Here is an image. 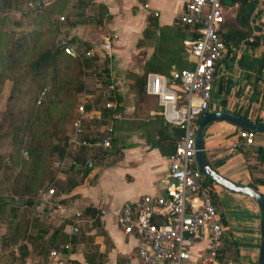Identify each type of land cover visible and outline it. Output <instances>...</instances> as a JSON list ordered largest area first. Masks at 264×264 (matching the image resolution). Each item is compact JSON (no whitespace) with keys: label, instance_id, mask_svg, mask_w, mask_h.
<instances>
[{"label":"crops","instance_id":"0c3cea01","mask_svg":"<svg viewBox=\"0 0 264 264\" xmlns=\"http://www.w3.org/2000/svg\"><path fill=\"white\" fill-rule=\"evenodd\" d=\"M186 1L149 0L150 7L145 9L136 0H92L85 22L67 30L69 38L90 44L102 60H108L120 114L114 121L112 147L86 149V158L94 159V164L85 178L70 192L47 198L45 192L41 197L39 217L60 230L59 240L69 238L71 247L61 256L67 264H140L137 254L142 242L123 232L117 216L125 204L143 196L170 194L174 186L170 156L183 134L165 119L158 98L141 89L140 78L147 83L150 73L169 79L175 72L195 68L197 61L185 41L194 39L196 30L179 22ZM221 3L224 22L219 31L227 52L217 64L208 112L264 123V4L262 0ZM106 38L111 40L109 51L103 48ZM170 86L180 93L177 85L171 82ZM87 130L93 136L97 133ZM242 130L227 121L209 124L204 133L205 155L223 177L264 194V186L255 185L251 172L256 167V175H263L264 162L256 152L264 149V132L256 133L255 145L248 146ZM76 178L81 180V175ZM211 186L226 234L237 244L239 264H258L262 242L259 205L216 183ZM46 207L49 211L44 216ZM205 246V242L196 245L194 252L198 254ZM39 260L32 255L26 264H43ZM55 263L49 256L44 264Z\"/></svg>","mask_w":264,"mask_h":264},{"label":"trees","instance_id":"16d2710c","mask_svg":"<svg viewBox=\"0 0 264 264\" xmlns=\"http://www.w3.org/2000/svg\"><path fill=\"white\" fill-rule=\"evenodd\" d=\"M29 1L33 0H0V98L10 85L5 108L0 110V259L9 260L8 264H26L32 255L44 264L52 249L70 242L67 236L59 240L60 230L39 217L41 197L51 189L57 195L70 192L93 168L94 159L86 158V150L80 154L67 150L85 97H91L85 126L99 134L112 115L105 105L118 102L109 89L108 60L96 52L88 55L93 50L90 44L68 36L69 28L85 22L92 0H50L20 19L10 15L11 9L24 10ZM64 41L75 48V56L65 53ZM140 81L144 89L146 78ZM45 88L47 94L38 104ZM94 111H101L104 119L94 118ZM256 153L264 162V149ZM66 157L75 164L61 168L59 162ZM256 171L251 167L253 182L264 186V171L259 176ZM205 183L214 184L207 177ZM214 202L218 205L215 195ZM48 211L46 207L43 215ZM218 260L240 263L237 244L228 234ZM0 264L6 263L0 260Z\"/></svg>","mask_w":264,"mask_h":264},{"label":"built area","instance_id":"2783aa9c","mask_svg":"<svg viewBox=\"0 0 264 264\" xmlns=\"http://www.w3.org/2000/svg\"><path fill=\"white\" fill-rule=\"evenodd\" d=\"M136 1L145 9L150 7L149 0ZM262 2L264 4V0ZM49 3L50 0L29 1L24 10H17L14 14L22 17ZM179 22L196 30V37L185 41L197 61L195 68L175 72L169 79L150 73L145 86L148 94L158 98L165 119L183 131L170 156L169 173L174 186L168 196L146 195L125 204L117 216V223L125 234L136 235L141 240L142 247L137 254L140 264H221L218 256L224 245L227 227L214 202L213 188L205 183V175L196 159L197 119L209 111L217 64L227 52V43L219 31L224 22L221 0H187ZM62 44L66 54L76 55L74 47L66 41ZM103 48L106 51L111 49L110 38L105 39ZM93 52L94 49L88 55ZM171 82L179 87L180 93L170 86ZM109 89L113 90L114 87L111 85ZM46 94L45 88L38 104ZM89 101L90 98L85 97L79 106L81 117L74 123L68 153L80 154L86 149L112 147L114 121L120 117L118 105L116 102L105 105L112 111L111 118L100 134L93 136L86 129L84 121ZM93 117L104 119V114L94 111ZM255 136L256 132L241 131V137L248 146L255 145ZM68 164H75V160L66 157L59 162L61 168ZM54 194V189H51L43 196L51 197ZM77 231L78 228H75L74 232ZM204 242L206 246L196 254V245ZM70 247V244H63L51 250L50 257L56 260L55 264L68 263L61 256Z\"/></svg>","mask_w":264,"mask_h":264},{"label":"water","instance_id":"95a60500","mask_svg":"<svg viewBox=\"0 0 264 264\" xmlns=\"http://www.w3.org/2000/svg\"><path fill=\"white\" fill-rule=\"evenodd\" d=\"M216 121H227L245 130H250L256 133L264 132V123H254L245 120L240 117H235L221 112L205 113L197 126L196 132V159L199 169L205 175V177L211 179L214 183L224 187L225 189L250 197L253 199L260 207L262 214L261 221V248L258 259V264H264V194L253 187L238 184L228 178L223 177L219 174L209 163L207 156L205 155L203 148L204 133L206 127Z\"/></svg>","mask_w":264,"mask_h":264},{"label":"rangeland","instance_id":"374dc122","mask_svg":"<svg viewBox=\"0 0 264 264\" xmlns=\"http://www.w3.org/2000/svg\"><path fill=\"white\" fill-rule=\"evenodd\" d=\"M15 13V11H14ZM13 12L10 13V15L13 17V18H17V19H20L21 17H16L15 14ZM25 29V27H24ZM9 86L8 85L4 91V94L2 95V97L0 98V110H3L5 108V105H6V101H7V98H8V90H9ZM5 150V149H4ZM68 167V165L64 166V168ZM55 195V194H54ZM2 225H3V228H5L7 226V222L6 221H3L2 222ZM1 261H4V263L8 264L9 263V260H6V259H0ZM235 264V263H234Z\"/></svg>","mask_w":264,"mask_h":264}]
</instances>
